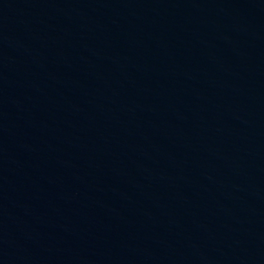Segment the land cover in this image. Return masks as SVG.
Masks as SVG:
<instances>
[{
	"label": "water",
	"instance_id": "1",
	"mask_svg": "<svg viewBox=\"0 0 264 264\" xmlns=\"http://www.w3.org/2000/svg\"><path fill=\"white\" fill-rule=\"evenodd\" d=\"M0 264H264V0H0Z\"/></svg>",
	"mask_w": 264,
	"mask_h": 264
}]
</instances>
